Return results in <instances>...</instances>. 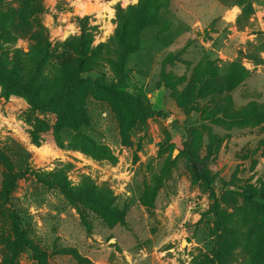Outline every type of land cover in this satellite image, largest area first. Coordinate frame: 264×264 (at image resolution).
<instances>
[{"label": "rangeland", "instance_id": "obj_1", "mask_svg": "<svg viewBox=\"0 0 264 264\" xmlns=\"http://www.w3.org/2000/svg\"><path fill=\"white\" fill-rule=\"evenodd\" d=\"M236 2L173 0L172 11L165 13L161 25L145 30L143 49L127 60L128 91L168 116L138 123L129 146L121 143L109 103L88 96L91 124L82 132L108 145L118 158L115 165L70 147L74 134L70 129L62 131L58 142L52 134L56 123L52 114L32 110L21 97L5 99L0 91V150L16 172L27 169L5 202L2 190L7 171L0 164V264H10L7 242L14 239L13 212L19 214L34 243L47 253L48 264H78L73 256L61 253L65 247L77 248L94 264H195L211 255L215 217L209 212L214 200L195 182L181 153L184 143L195 146L202 171L218 174L232 186H259L264 181V123L226 125L211 116L226 95L199 97L202 76L196 68L202 70L216 60L225 73L229 62L240 60L249 77L232 93L234 108L251 102L264 104V62L256 64L252 59L260 56L264 61V0H252L254 12L242 19L243 28L238 24L241 8ZM118 3L123 8L134 5L125 6V0H0V59L25 64L39 43L48 42L51 63H56L62 44L79 36L78 18L84 16H90L91 24L97 26L94 46L105 43L117 27ZM170 54L172 60L163 65ZM108 73L110 79L111 70ZM162 73L182 81L156 88ZM183 93L188 100L180 107L176 99ZM37 119L51 127L39 143L34 135ZM169 157L176 160L171 178L153 203H144L146 188ZM62 169L73 185L91 178L98 186H108L116 197L115 205L126 212V225L109 229L89 212L93 229L88 233L77 209L58 188H48L38 177ZM217 198L227 226H251L230 261L247 264L255 232L253 213L232 187L226 190L218 185ZM17 263L38 264L30 248L21 252Z\"/></svg>", "mask_w": 264, "mask_h": 264}, {"label": "trees", "instance_id": "obj_2", "mask_svg": "<svg viewBox=\"0 0 264 264\" xmlns=\"http://www.w3.org/2000/svg\"><path fill=\"white\" fill-rule=\"evenodd\" d=\"M216 1L226 5V0ZM236 4L241 8L238 24L243 28L242 19H249L254 12L252 0H237ZM172 8L173 0H138L127 8L118 3L115 7L117 27L114 34L107 42L96 47L93 32L97 26L91 24L90 16L78 18L80 34L69 37L62 44L56 63H51L53 58L48 42L39 43L25 64L22 60L11 64L3 58L0 59L1 96L5 99L21 97L32 110L52 114L56 119L52 134L58 142L61 140L62 131L70 129L74 133L69 142L70 147L95 160L117 164L118 158L108 145L98 143L92 136L82 132L84 126L91 124L87 98L90 95L109 103L119 125L123 146H129L131 132L138 123H143L150 117L168 116L164 110L145 105L139 94L128 91L127 60L132 53L143 49L145 30L149 27H159L162 17L171 12ZM16 58L21 59L20 56ZM252 59L256 64L264 62L260 56H252ZM171 60L170 54L163 60V65L169 64ZM108 69L112 72L110 79ZM196 71L202 76L200 98L226 95L224 103H219L216 111L211 114L214 119L229 126L264 123V104L251 102L239 110L234 108L232 93L249 77V71L240 60L229 62L225 73L222 67L217 66L216 60H210L202 70L198 67ZM181 81L180 78H171L162 73L155 82V87H172V84L179 85ZM215 83H218V86ZM187 100V93L179 95L176 99L180 107ZM219 115L221 118H218ZM50 128L45 121L37 119L34 131L36 143H39L41 135L48 133ZM61 145L63 147V144ZM194 147L193 143L185 142L181 153L187 160L195 182L201 183L214 200L209 213L215 217V239L211 255L195 264H231L230 261L239 247V240L246 239L251 233V226L246 223L241 228L227 226L217 198L218 185L226 190L232 187L253 213L255 232L247 264H264V181L259 186H232L218 174L211 175L201 170ZM0 164L7 171L2 190L3 200L7 202L15 191L18 180L27 173V169L16 172L10 158L1 150ZM175 165L176 160H171L170 157L166 159L160 173L153 176L152 184L146 188L142 197L144 203H153L158 191L171 178ZM38 177L48 188H58L64 198L77 209L88 233L93 229L87 216L89 212L99 216L109 229L126 225V212L115 205L116 197L108 186H98L91 178H86L79 185H73L67 171L63 169L50 174H39ZM11 216L14 239L7 242L10 264H16L21 252L26 248L33 251L38 264H48L47 253L34 243L22 226L19 214L13 212ZM61 253L73 256L78 264H94L75 247L62 248Z\"/></svg>", "mask_w": 264, "mask_h": 264}, {"label": "clouds", "instance_id": "obj_3", "mask_svg": "<svg viewBox=\"0 0 264 264\" xmlns=\"http://www.w3.org/2000/svg\"><path fill=\"white\" fill-rule=\"evenodd\" d=\"M114 2H115V0H114ZM137 2H138V0H125V6H127L128 3L135 4Z\"/></svg>", "mask_w": 264, "mask_h": 264}, {"label": "water", "instance_id": "obj_4", "mask_svg": "<svg viewBox=\"0 0 264 264\" xmlns=\"http://www.w3.org/2000/svg\"><path fill=\"white\" fill-rule=\"evenodd\" d=\"M176 152H179V150H176Z\"/></svg>", "mask_w": 264, "mask_h": 264}]
</instances>
